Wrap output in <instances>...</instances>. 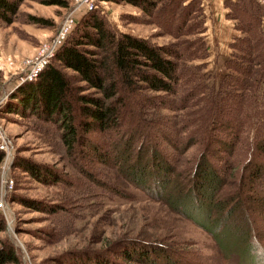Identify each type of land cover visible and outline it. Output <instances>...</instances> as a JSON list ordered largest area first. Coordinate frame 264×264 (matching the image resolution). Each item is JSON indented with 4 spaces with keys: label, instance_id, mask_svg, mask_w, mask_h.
<instances>
[{
    "label": "trees",
    "instance_id": "16d2710c",
    "mask_svg": "<svg viewBox=\"0 0 264 264\" xmlns=\"http://www.w3.org/2000/svg\"><path fill=\"white\" fill-rule=\"evenodd\" d=\"M22 1L0 0V24L15 19ZM103 1L138 8L175 41L157 43L115 31L93 5L74 21L37 75L7 93L0 115H31L51 123L73 160L90 156L111 167L126 182L204 229L211 225L241 239L251 236L255 226L249 210L264 213L262 7L256 0L225 1L226 16L234 20L239 34L229 43L230 54L222 63L225 72L216 86H207L203 64L193 63L206 56L198 0ZM191 13L197 17L187 23ZM26 17L29 23L42 20ZM193 29L197 37L176 40L183 30ZM186 107L189 115L175 121L158 112ZM158 140L174 153L160 147ZM196 142L201 145L196 157L177 166L178 154ZM13 162L41 183L61 179L54 169L30 159ZM58 205L43 204L44 211L54 212ZM4 228L0 214V232ZM158 247L126 242L75 263L154 264L157 257L170 258ZM16 251L0 238V264H21Z\"/></svg>",
    "mask_w": 264,
    "mask_h": 264
},
{
    "label": "rangeland",
    "instance_id": "374dc122",
    "mask_svg": "<svg viewBox=\"0 0 264 264\" xmlns=\"http://www.w3.org/2000/svg\"><path fill=\"white\" fill-rule=\"evenodd\" d=\"M72 2L23 0L15 19L0 24V103L9 91L26 81L28 61L48 42L63 17L73 12ZM92 4L115 31L150 37L157 43L175 41L130 4L101 0H92ZM83 12L75 10V19ZM26 15L42 20L29 23ZM188 17L187 23L196 19L197 13ZM183 31L177 41L189 42L197 37L196 29ZM224 72V67L219 72H206L203 83L216 86ZM158 112L166 115L168 121H175L184 119L190 109ZM0 132L4 141L0 144V214L5 222L0 238H6L16 248L21 264H76L126 242L157 245L170 255L165 261L155 256L154 264H264L262 209L249 210L255 226V233L249 232L252 237L244 235L241 239L235 232L230 234L211 225L204 229L165 203L150 198L111 167L90 156L73 160L64 151L51 123L31 115L7 113L0 115ZM158 143L174 153L163 140ZM200 148L196 142L178 154L177 166L193 160ZM21 158L54 169L61 181L44 184L35 180L14 166L13 161ZM43 204H59L60 209L45 212Z\"/></svg>",
    "mask_w": 264,
    "mask_h": 264
},
{
    "label": "crops",
    "instance_id": "0c3cea01",
    "mask_svg": "<svg viewBox=\"0 0 264 264\" xmlns=\"http://www.w3.org/2000/svg\"><path fill=\"white\" fill-rule=\"evenodd\" d=\"M225 1L233 0H198L203 16V31L201 36L205 42L206 56L195 60V64H203L206 72H219L222 63L230 54L229 43L239 34L234 27V20L226 16L228 7ZM264 10V0H256ZM264 17V14L263 16ZM260 19V28L264 32V20Z\"/></svg>",
    "mask_w": 264,
    "mask_h": 264
},
{
    "label": "built area",
    "instance_id": "2783aa9c",
    "mask_svg": "<svg viewBox=\"0 0 264 264\" xmlns=\"http://www.w3.org/2000/svg\"><path fill=\"white\" fill-rule=\"evenodd\" d=\"M101 2H104L101 0ZM73 12L66 14L62 21L57 26L54 34L50 37L48 42L44 43L41 48L38 50L37 54L34 55L32 59L28 61V75L25 79L26 81L32 80L37 73L47 64L51 56L54 54L56 49L61 45V43L65 40L68 33L71 31L75 16L73 15L74 11L77 9H83V11H87L92 8V0H73L72 2ZM264 20V17H262ZM3 135L0 132V144H3ZM8 156L10 153L8 152ZM3 178H5V172L2 171Z\"/></svg>",
    "mask_w": 264,
    "mask_h": 264
}]
</instances>
